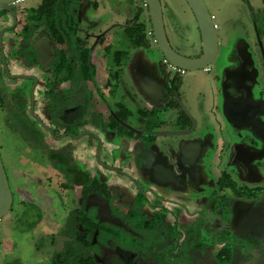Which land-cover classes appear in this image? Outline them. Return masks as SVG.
Returning <instances> with one entry per match:
<instances>
[{"label":"flooded vegetation","instance_id":"af4514ba","mask_svg":"<svg viewBox=\"0 0 264 264\" xmlns=\"http://www.w3.org/2000/svg\"><path fill=\"white\" fill-rule=\"evenodd\" d=\"M26 1L0 9V144L16 129L29 157L7 165L11 185L0 147V264H264V0H235L222 27L209 10L218 51L199 101L146 0H54L52 16ZM197 30L189 55L166 34L195 59Z\"/></svg>","mask_w":264,"mask_h":264},{"label":"rangeland","instance_id":"374dc122","mask_svg":"<svg viewBox=\"0 0 264 264\" xmlns=\"http://www.w3.org/2000/svg\"><path fill=\"white\" fill-rule=\"evenodd\" d=\"M41 0H29L26 2H21V3H25V6L27 7H35L40 3ZM101 2V10L104 9V5H106L108 8L112 7L113 2L112 0H98ZM119 3H123L124 0H119ZM139 0H137L138 2ZM163 3V7L165 8V4L167 5V15H168V19L166 16V11L164 9V16H165V25H166V30H167V34L169 37V40L172 44V46L180 51L182 54L185 55H189L191 53H194L195 51H197V47L199 46L198 44V39H199V33H198V27H197V23L196 20L194 18V15L191 11V9L189 8L187 2L185 0H161ZM210 12L213 15L217 16V19L215 20L216 23L220 24L221 27L224 23V20L228 17V16H232L234 11V4L236 3L235 0H205ZM121 3V4H122ZM122 6L120 8V10H122ZM124 10V9H123ZM120 14L123 16V13H121V11H119ZM89 14L91 16H95L98 15L99 12L94 13L92 10L89 11ZM101 14V12H100ZM118 21V20H117ZM141 21L142 22H148V17H147V11L144 12V14L141 17ZM121 24H125V19L124 18H120V20L118 21ZM149 25V24H148ZM219 36L221 37L223 34V30L219 31ZM153 43V41H152ZM153 46L157 49V45ZM179 46L181 47H185L183 50H180ZM154 48V49H155ZM212 74H206L204 73V71H196V72H187V74L184 76L185 79V83H187L188 85H193V88H191L190 94L191 96L189 97V99H192L193 97H195L197 90H199L200 87H203L202 89H206L204 88L206 85L209 84V80L211 81V84H213V81L211 79ZM208 90V89H207ZM209 91H211V89H209ZM208 91V92H209ZM206 92V96L208 97L210 94ZM196 101H199L198 98H196ZM209 103H211V101L206 100V103L204 105V107L202 108H209ZM190 107V110H195V107ZM192 108V109H191ZM195 114V113H193ZM196 115V114H195ZM0 118H2L1 116V111H0ZM2 140H3V146L4 147H11L13 148V153L12 155H8V153L4 154V151L1 150V154L3 157V161L5 163V166L7 168L8 171V175H9V179L11 181V185H13V179L10 176V171L8 169V164L12 165V158L17 159V158H26L27 154L23 151L24 150V146H21V142H22V138L21 133L15 130H11L8 128H4L3 132H2ZM1 138V137H0ZM2 143L0 144V147L2 145ZM22 148V150H21ZM18 150V151H17ZM9 152H11L8 149ZM23 151V152H22ZM36 156V155H35ZM29 158V157H27ZM36 159H38V156H36ZM30 160V159H29ZM31 161V160H30ZM1 222V221H0ZM1 225V223H0ZM31 248V247H30ZM31 251V250H30ZM24 264H39L38 260H28L27 258L24 259ZM40 264H45L43 261L40 262ZM47 264V263H46Z\"/></svg>","mask_w":264,"mask_h":264},{"label":"water","instance_id":"95a60500","mask_svg":"<svg viewBox=\"0 0 264 264\" xmlns=\"http://www.w3.org/2000/svg\"><path fill=\"white\" fill-rule=\"evenodd\" d=\"M15 1L17 0H0V9L8 11L9 4ZM185 1L195 16L202 38L203 54L195 59L184 57L171 47L166 34L161 1L146 0V3L149 9L153 35L164 57L177 68L195 72L205 69L214 60L218 51V35L205 0ZM10 204L11 194L0 156V216L7 212Z\"/></svg>","mask_w":264,"mask_h":264},{"label":"trees","instance_id":"16d2710c","mask_svg":"<svg viewBox=\"0 0 264 264\" xmlns=\"http://www.w3.org/2000/svg\"><path fill=\"white\" fill-rule=\"evenodd\" d=\"M49 5L47 6L48 12L47 15L48 16H52L53 12H54V0H49ZM142 10H139L137 15H136V20L133 23V25H131L130 27H128L126 29V34L129 38V40L135 44L137 47L140 46H144L146 45L148 42L146 41V30H147V25L145 22L140 21V14H141ZM86 264H95L94 261H88L86 262Z\"/></svg>","mask_w":264,"mask_h":264}]
</instances>
